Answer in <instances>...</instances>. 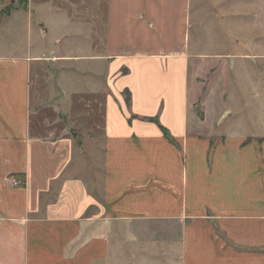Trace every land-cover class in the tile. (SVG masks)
I'll list each match as a JSON object with an SVG mask.
<instances>
[{
	"label": "crops",
	"instance_id": "1",
	"mask_svg": "<svg viewBox=\"0 0 264 264\" xmlns=\"http://www.w3.org/2000/svg\"><path fill=\"white\" fill-rule=\"evenodd\" d=\"M0 1V264H264V0ZM66 52L104 95L96 183L33 133Z\"/></svg>",
	"mask_w": 264,
	"mask_h": 264
},
{
	"label": "rangeland",
	"instance_id": "2",
	"mask_svg": "<svg viewBox=\"0 0 264 264\" xmlns=\"http://www.w3.org/2000/svg\"><path fill=\"white\" fill-rule=\"evenodd\" d=\"M26 9L27 2L19 0L17 6L4 10L10 16L16 10L25 12ZM67 54L62 53L58 61L45 59L34 68L31 84L33 133L42 138L73 140L77 148V163L85 159L89 175L93 178L102 164L101 101L104 95L92 92L95 91L92 89L95 86L94 74L91 77L87 67L63 61L62 57ZM88 86L90 89H87ZM93 181L96 183L95 177Z\"/></svg>",
	"mask_w": 264,
	"mask_h": 264
},
{
	"label": "trees",
	"instance_id": "3",
	"mask_svg": "<svg viewBox=\"0 0 264 264\" xmlns=\"http://www.w3.org/2000/svg\"><path fill=\"white\" fill-rule=\"evenodd\" d=\"M20 1H21V3L27 2V0H20ZM126 94H127V104L130 105V94H129V92H126ZM150 120L153 122L155 121L159 124V121L157 119H150ZM159 126H160L163 134L165 135V137H167L171 142H175L174 139L171 137L169 131L165 127H163L162 125L159 124Z\"/></svg>",
	"mask_w": 264,
	"mask_h": 264
}]
</instances>
